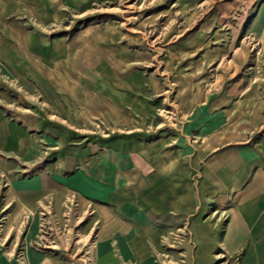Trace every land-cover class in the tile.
Listing matches in <instances>:
<instances>
[{
    "label": "rangeland",
    "instance_id": "1",
    "mask_svg": "<svg viewBox=\"0 0 264 264\" xmlns=\"http://www.w3.org/2000/svg\"><path fill=\"white\" fill-rule=\"evenodd\" d=\"M0 52V108L36 119L47 141L125 145L144 177L167 157L196 191L214 158L264 147V0H0ZM214 137L224 142L206 150ZM76 204L61 222L45 208L35 246L94 264L91 213ZM166 222L154 264H196L187 224ZM245 253L221 246L211 264H247Z\"/></svg>",
    "mask_w": 264,
    "mask_h": 264
},
{
    "label": "crops",
    "instance_id": "2",
    "mask_svg": "<svg viewBox=\"0 0 264 264\" xmlns=\"http://www.w3.org/2000/svg\"><path fill=\"white\" fill-rule=\"evenodd\" d=\"M38 123L0 108V264H68L57 251L35 246L45 208L50 205L61 222L68 198L91 213L82 231L85 241L95 237L94 264H154L169 229V222H159L177 216L194 237L196 264H211V252L221 246L227 252L244 248L247 264H264V147L214 158L195 191L175 160H153L155 171L144 177L125 145L95 153L47 141ZM221 141L214 137L206 150ZM140 153L148 157L156 150ZM205 194L213 201L206 203ZM222 204L229 205L225 221L213 220Z\"/></svg>",
    "mask_w": 264,
    "mask_h": 264
}]
</instances>
